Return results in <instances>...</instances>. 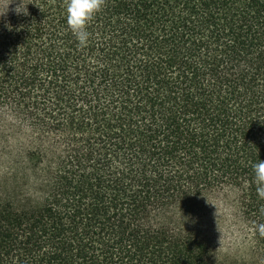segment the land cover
<instances>
[{
	"label": "trees",
	"instance_id": "16d2710c",
	"mask_svg": "<svg viewBox=\"0 0 264 264\" xmlns=\"http://www.w3.org/2000/svg\"><path fill=\"white\" fill-rule=\"evenodd\" d=\"M87 31L0 0V264H224L218 194L264 264V0H103Z\"/></svg>",
	"mask_w": 264,
	"mask_h": 264
},
{
	"label": "rangeland",
	"instance_id": "374dc122",
	"mask_svg": "<svg viewBox=\"0 0 264 264\" xmlns=\"http://www.w3.org/2000/svg\"><path fill=\"white\" fill-rule=\"evenodd\" d=\"M199 203V208L203 210L201 231L211 241L224 264H240V259L249 258V240L246 231L236 222L230 198L218 194Z\"/></svg>",
	"mask_w": 264,
	"mask_h": 264
},
{
	"label": "clouds",
	"instance_id": "9594fccd",
	"mask_svg": "<svg viewBox=\"0 0 264 264\" xmlns=\"http://www.w3.org/2000/svg\"><path fill=\"white\" fill-rule=\"evenodd\" d=\"M103 0H65L66 23L79 46L87 45L89 33L87 25L94 14L99 12ZM19 12V11H18ZM253 184L260 200H264V160L252 163ZM260 237H264V223L255 225Z\"/></svg>",
	"mask_w": 264,
	"mask_h": 264
}]
</instances>
